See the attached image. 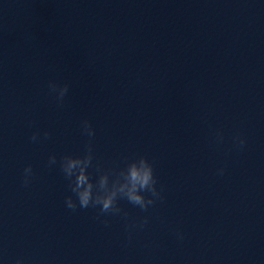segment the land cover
I'll use <instances>...</instances> for the list:
<instances>
[{"label": "clouds", "instance_id": "clouds-1", "mask_svg": "<svg viewBox=\"0 0 264 264\" xmlns=\"http://www.w3.org/2000/svg\"><path fill=\"white\" fill-rule=\"evenodd\" d=\"M49 90L55 94L59 103L64 102L65 96L69 92L68 83L60 84L57 81L49 82ZM82 132L88 136L89 142L86 151L82 155L66 154L61 160V169L65 177L70 181L71 192L65 199L67 209L75 212L78 208L87 209L99 207L100 213L120 214L122 212L118 201L126 199L133 206L138 207L142 212H147L150 206L157 200L162 199V189L157 186V176L155 174L154 162L147 155H139L131 159L126 167L109 170H101L99 167L98 179H93L89 172L92 166L94 153L92 139L95 137V128L90 120L81 121ZM51 135L50 132L44 133V138ZM222 140V136H218ZM33 142L40 139V132L36 131L31 137ZM234 143L243 148L246 138L237 133L233 137ZM57 157L52 154L49 157V166L56 164ZM223 169L218 170V174H223ZM33 176L31 164L24 169V185L27 186ZM75 197V198H74ZM124 216L127 213L124 212ZM148 223L145 217L139 225H128L129 230L133 227L143 228ZM177 238L183 239V234L177 232ZM16 264H23L22 259H17Z\"/></svg>", "mask_w": 264, "mask_h": 264}]
</instances>
